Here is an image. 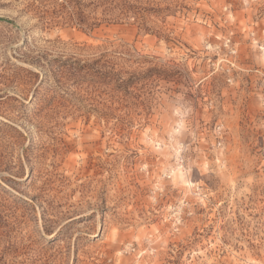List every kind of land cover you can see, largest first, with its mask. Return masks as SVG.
Segmentation results:
<instances>
[{
  "label": "rangeland",
  "instance_id": "1",
  "mask_svg": "<svg viewBox=\"0 0 264 264\" xmlns=\"http://www.w3.org/2000/svg\"><path fill=\"white\" fill-rule=\"evenodd\" d=\"M262 44L264 0H0V264H264Z\"/></svg>",
  "mask_w": 264,
  "mask_h": 264
},
{
  "label": "built area",
  "instance_id": "2",
  "mask_svg": "<svg viewBox=\"0 0 264 264\" xmlns=\"http://www.w3.org/2000/svg\"><path fill=\"white\" fill-rule=\"evenodd\" d=\"M259 50L261 51V53H264V44L259 46ZM228 81H230V80H228Z\"/></svg>",
  "mask_w": 264,
  "mask_h": 264
},
{
  "label": "trees",
  "instance_id": "3",
  "mask_svg": "<svg viewBox=\"0 0 264 264\" xmlns=\"http://www.w3.org/2000/svg\"><path fill=\"white\" fill-rule=\"evenodd\" d=\"M112 1V0H111Z\"/></svg>",
  "mask_w": 264,
  "mask_h": 264
}]
</instances>
